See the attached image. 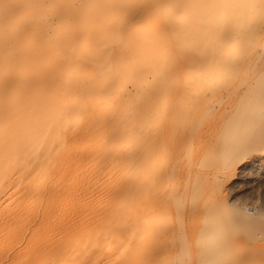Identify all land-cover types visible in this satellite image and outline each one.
I'll use <instances>...</instances> for the list:
<instances>
[{
	"label": "bare ground",
	"instance_id": "bare-ground-1",
	"mask_svg": "<svg viewBox=\"0 0 264 264\" xmlns=\"http://www.w3.org/2000/svg\"><path fill=\"white\" fill-rule=\"evenodd\" d=\"M240 185L264 0H0V264H264Z\"/></svg>",
	"mask_w": 264,
	"mask_h": 264
},
{
	"label": "rangeland",
	"instance_id": "rangeland-1",
	"mask_svg": "<svg viewBox=\"0 0 264 264\" xmlns=\"http://www.w3.org/2000/svg\"><path fill=\"white\" fill-rule=\"evenodd\" d=\"M241 187H242V185L239 186V192L241 191L240 198H243L244 196H245V197H246V196H247V197H250L251 194H252V196H254V195L256 194V195H255L256 197H260V196L264 195V188H263L264 186H257V185L254 186V185H253V187H254V188L252 187V191L254 190L253 192H248V191H246L247 188H244L245 186H243L242 188H241ZM240 188H241L242 190L244 189V190H243L244 192H243L242 190H240ZM261 193H262V194H261ZM253 194H254V195H253ZM258 194H260V196H259ZM247 197H246V198H247ZM246 198H243V199H246Z\"/></svg>",
	"mask_w": 264,
	"mask_h": 264
}]
</instances>
